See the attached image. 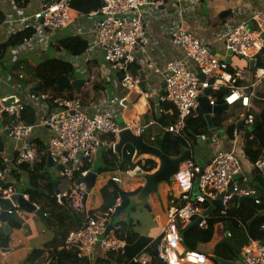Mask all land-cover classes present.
<instances>
[{"label":"built area","instance_id":"built-area-1","mask_svg":"<svg viewBox=\"0 0 264 264\" xmlns=\"http://www.w3.org/2000/svg\"><path fill=\"white\" fill-rule=\"evenodd\" d=\"M98 1V9L89 14L97 19L96 29L89 38L83 40L87 42V49L97 47L102 50L103 63L119 75L120 85L128 92L140 89L141 80L131 73V67L136 62L137 50L144 49L149 43L144 22L145 11L154 13L159 12L161 7H165V10L170 8L167 14L173 9L178 18L170 29L162 31V35L181 50L184 59L167 61L159 73L163 81L160 101L174 107L176 118L174 122L164 126L156 120L149 121L134 128L137 135H148L153 140L167 132L181 147L191 150L192 145L187 142L184 129L188 120L193 118L199 109L200 95L206 97L210 106L225 104L229 108H238L237 123L242 122L246 127L253 124L254 112L261 111L264 102V67H256L258 55L264 52V6L252 10L247 19L232 26L220 38L222 48L226 52L230 51L231 57L242 59L246 64L254 61L250 79L245 80L241 71L230 73L229 65L212 54L204 41L196 38L184 27L186 22L183 20V8L185 4L194 5L195 0ZM71 22L69 0H41L39 8L30 15L24 14L23 10L17 15L5 14L1 25H7L12 34L27 29L33 30V33L15 48L16 55L11 58L12 64L24 58L28 51L49 49L54 43V34ZM55 57L67 62L77 56L61 51L55 53ZM153 66L149 63V68ZM198 74L203 77L202 80H199ZM87 76L89 81L94 79L92 75ZM1 78L0 92L3 90V83L8 81L6 77ZM22 79L23 75L19 74L16 80L19 83ZM241 80L246 83L240 84ZM223 87L226 92L219 104L212 94ZM21 92L20 97L16 96L21 101L19 105H3L1 101L4 97H0V196L8 198L22 195L32 204L34 210H40L37 198L29 199L26 195L16 192L13 179V175L35 165L36 148L33 142L39 139L42 142V152H49L54 159L58 176L69 183L67 190L55 195L57 203L64 205V199L75 215L84 216L81 226L66 235L60 247L61 253L65 256L71 253L78 258H90L96 247L105 253H121L126 247V241L118 237L119 226L110 225L111 216L121 206V199L117 198L111 207L97 216H87V200L92 191L84 180L99 148H107L114 153L118 134L122 130L132 128L127 125L118 126L108 108H101L91 114L85 113V106L75 96L62 97L61 94L55 95L50 91ZM140 98L147 107V101L152 95L149 91H140ZM123 101L120 100L118 104L123 106ZM27 107L34 110L33 124H25L21 120V113ZM154 125L159 126L160 131L150 132L149 129ZM40 131L45 132L44 137L36 135ZM232 135L230 151L218 152L205 165L197 164L194 160L186 161L173 175L170 183L173 184L172 194L175 199L170 201L165 211L166 219L156 239V257L163 264L209 262L203 254L186 251L181 244L180 233V230L187 229L199 217L202 219L198 227H206V217H202L205 211L202 205L206 202L210 205L212 201L220 200L222 214H225L230 202L235 198H253L255 204L260 203L255 189L241 186L246 181L241 179L242 166L235 154V147L237 140L243 138V135L238 128L233 130ZM201 138L208 143L214 142L212 136L203 135ZM6 139L14 144L10 152L3 145ZM146 158L141 157L138 161L143 163ZM253 168L259 175L264 176V156L255 161ZM118 173L130 180L144 172L140 166L135 165L112 175L111 182H123V177ZM196 180L199 194L192 196ZM7 215L16 216L22 222L18 227L22 232L33 230L34 221L38 218L34 211L19 205L7 210ZM158 222L159 218L155 217V223ZM108 228L110 229L107 231ZM225 236L229 238L231 234L226 232ZM240 254L245 264H264V243L250 242L241 248ZM132 261L134 264H149L150 256L147 253L138 254Z\"/></svg>","mask_w":264,"mask_h":264},{"label":"crops","instance_id":"crops-1","mask_svg":"<svg viewBox=\"0 0 264 264\" xmlns=\"http://www.w3.org/2000/svg\"><path fill=\"white\" fill-rule=\"evenodd\" d=\"M41 0H27V5L25 8L17 7L12 0H0V13L5 16V14H15L17 15L20 10H23L24 14L30 15L31 13L35 12L40 6ZM70 11L72 13V22L65 28L57 31L53 36V44L56 43L58 40H62L71 36H78L84 39L89 38V36L95 31L96 29V22L97 19L90 17L89 14L94 12L99 7L98 0H69ZM264 0H195L194 5L185 4L183 8V20L186 22L184 27L192 32V34L204 41L210 52L215 56H226V51L222 48L220 44V38L227 30H229L232 26L241 22L251 14L252 10L263 7ZM170 8H167L169 10ZM167 10L165 7H161L159 12L153 11H145L144 15V22L147 26V33L149 38V43L144 47V49H139L136 52V62L131 67V73L133 75H137L140 77L142 74L145 77V88L140 86L139 90H135L133 92L126 91L120 85L119 75L114 73L110 70L109 66L103 63L102 60V50L95 47L87 49L82 55L75 57L74 59H69V63L74 70V78L80 79L85 75L91 76L90 73L93 68L99 70V79L100 83L103 85V89H101L96 94V99L93 103L84 105L85 106V113L91 114L101 108L109 109L116 120V124L120 125H127L130 126L134 134L136 127L140 125H145L147 122L156 120L160 125H168L163 119V115H171L172 111H164L163 108L160 106L161 102L160 98L163 94V81L161 75L159 73L163 70L165 63L171 59L179 58L184 59V55L178 48L174 47L170 40L162 35V31L166 28H169L173 25V22L178 20L177 16L175 15V11L171 9L170 16L167 14ZM173 10V11H172ZM228 11L230 12L229 19L222 23V24H214L213 22L218 18L219 14L222 12ZM12 34V30L5 26L0 25V42L6 40ZM13 53L10 56V60L13 56L16 55L15 49H11ZM27 51V50H26ZM47 52L49 49L43 50H35V51H28L25 57L32 63V59H36V57H42L44 54V58L40 59L42 61L46 59L48 56ZM51 56H55V53L52 51ZM24 57V58H25ZM220 59V57H219ZM235 57H231V63L228 64L232 70L235 71V68H238L239 71L244 72L245 69H248V64L242 59L236 58V61H233ZM223 60V59H221ZM67 61V62H68ZM224 61V60H223ZM36 63L33 64H37ZM149 63H152L154 68H149ZM93 76V75H92ZM8 78V81L3 83V90L0 92L1 96H17L20 97L22 94L21 90L18 87L22 88L20 84L23 85L22 82H17L16 79H11L8 75L4 76ZM94 77V76H93ZM0 79H2L0 77ZM93 81V80H92ZM91 81L85 83L81 87L82 89L87 86ZM140 91H149L152 95V98L147 101V107L144 106L141 98H140ZM226 92V91H225ZM62 97H66L69 95L75 96L76 93L73 88L66 89L61 93ZM158 98L157 105L159 107L160 117L163 119L164 124L159 121L156 117L155 113V106L156 103L154 102V98ZM123 101V106L118 104L120 100ZM127 102V106H124V103ZM171 105V104H170ZM131 107V110L129 108ZM174 108V107H173ZM200 113L202 114L201 109L199 108ZM229 112H223L218 115L224 118L226 116L232 115L233 111L235 112V108H229ZM239 109L237 110V112ZM203 116V114H202ZM216 115L212 116V119ZM144 117H146L147 121H144ZM118 120L121 122L118 123ZM239 123V122H238ZM237 123V124H238ZM153 127L157 128V131H160V127L154 125ZM214 127V124H213ZM217 129V127H214ZM213 131L214 133L211 135L214 138V142H210L208 145L204 146L198 154L194 157V161L197 164L205 165L209 162V160L220 151H230L232 149V144L230 140L226 139V136L222 130ZM239 129V128H238ZM37 136L44 137L45 132L40 131L36 133ZM137 135V134H136ZM139 136V135H137ZM144 137L146 135H143ZM159 136H163L159 135ZM242 137H240L236 142L235 147V154L241 161L242 166V174L241 179H245V184L241 185L245 188H251L249 183L251 182V174L254 170L253 166H251L243 157L242 154ZM3 145L6 146L8 151L10 152L13 143L6 139L3 141ZM196 145V144H195ZM192 145V148L195 146ZM182 152L187 150L186 147H181ZM106 148L100 147L97 154L93 158L91 165L89 167L90 172H94L96 174L93 187L91 188V195L87 200L86 206V215L90 212L94 213V215H98L101 213L99 211V207L101 205V198L99 195V190L107 183L110 182V177L112 175L117 174V172H121L120 170L115 171H106V172H98L97 170L101 168L103 165V152ZM113 153V152H112ZM114 158H117L119 161L122 159L119 158L115 153ZM198 159V160H197ZM97 168L94 170L92 166L94 162H97ZM199 161V162H198ZM139 162V161H137ZM157 162V160H156ZM48 170L57 175V169L55 166L48 168ZM156 170V169H155ZM154 170V171H155ZM152 172H144L143 174L153 173ZM142 174V175H143ZM121 175V173H118ZM17 176V177H15ZM263 176V175H261ZM59 177V176H58ZM137 178H141L138 176ZM13 179L15 180L14 188L18 194L25 188H27V173L26 171H21L18 175H13ZM131 180V179H130ZM127 178L123 177V182L121 184H116L118 187L125 191V192H133L141 189L144 185V182L141 181L138 186V180L136 182H128ZM130 183V187L127 184ZM141 186V187H140ZM139 187V188H137ZM160 187V185H159ZM158 187V188H159ZM173 184L170 183L169 187H162L161 192L159 191L160 195L165 194V198H161L159 202L154 200V195L151 194L146 198H137V194L132 197L133 203H142L151 201L148 203L149 205V214H144L138 210L135 205H132L130 202V206L127 208H131L133 213H128L127 216H123L124 211L122 214L118 215L115 221H111V226H116V222L132 220L133 222V229L132 233L134 234L131 237V242L135 241L136 236H141L142 238L150 239L151 242L156 240L161 232V226L164 224L166 219L165 211L169 206V203L173 197L174 192H172ZM254 189V188H252ZM262 197H260V200ZM151 205V206H150ZM264 210L260 211L263 212ZM155 212V215L152 216L153 221H151V213ZM155 217L159 218L158 224L155 223ZM145 219L147 222L144 223ZM252 225L246 230V235L249 239V242L264 240V214L259 215L257 218L253 219ZM8 221L7 223L0 224V228L8 227L9 234L13 237L11 242L10 249H3L0 250V264H25L26 253L32 252L33 250H41L43 256L48 253H52L53 251H58L60 253V247L62 246V235L57 232V227H47L45 225V220L41 218H37L33 224V230H28L22 232L17 226L11 227ZM16 224V223H15ZM19 225V224H16ZM20 226V225H19ZM120 227V226H119ZM76 229V226H72L71 230ZM2 230V229H1ZM229 229L226 227L225 231L223 228H216L215 238L219 239L221 234H226ZM8 235V234H7ZM226 240V239H225ZM247 244V245H248ZM236 249V248H235ZM238 250V249H237ZM141 252L140 254L147 253L151 258H156L153 255L154 248L149 252ZM241 250H239L240 252ZM105 252L100 250L98 247L95 248L93 254L91 255L90 259L92 261H97L98 259H102L105 257ZM235 261H227L231 262V264H245L241 254L238 256L236 253ZM205 256V255H204ZM241 256V257H240ZM206 257V256H205ZM207 258V257H206ZM209 260V259H208ZM226 261V260H225ZM56 261H54L55 264ZM49 263V262H48ZM35 264V263H34ZM38 264V263H37ZM57 264V263H56ZM67 264V263H64ZM121 264H124L123 262ZM207 264H214V262H209Z\"/></svg>","mask_w":264,"mask_h":264},{"label":"trees","instance_id":"trees-1","mask_svg":"<svg viewBox=\"0 0 264 264\" xmlns=\"http://www.w3.org/2000/svg\"><path fill=\"white\" fill-rule=\"evenodd\" d=\"M14 4L19 8H25L27 0H12ZM152 1H163L168 0H152ZM230 17V12L225 11L219 14L218 18L213 22L214 24H222L226 22ZM4 20V16L0 13V25ZM33 33L32 29H27L15 34L10 35L6 40L0 42V64L5 58L7 52L11 49H15L21 45L25 38H28ZM87 42L83 38L78 36H71L62 40L56 41L55 44L49 47V52L58 53L65 52L69 55L80 56L87 49ZM256 67H264V52L260 53L257 57ZM73 70L71 63L63 61L55 56L47 57L42 61H38L37 64L31 63L26 57L20 58L12 66L6 69L8 75L12 78L18 79V75L22 74L24 79V87L33 85L34 87L30 92L40 93L50 91L55 95H60L56 89L55 82L61 75H67ZM247 69H245L246 71ZM230 73L239 71L235 68V71L229 66ZM94 79L87 86H85L79 95H75L83 105L91 104L96 99V94L103 89V85L100 83L99 70L93 68L90 72ZM246 81L241 80L240 84H245ZM37 84V85H36ZM226 89L223 87L218 92L213 93V97L217 103H221L222 95ZM1 97V94H0ZM66 97H73L72 95ZM160 106L164 111H172L171 115H163V119L167 123L174 122L176 118V110L172 105L168 103H161ZM258 106L261 104L258 102ZM238 108H235L232 115L224 118L220 115H216L212 121L216 130H222L227 140L233 139V130L237 128L238 121ZM259 112H254L253 124L249 127L243 125V128L239 129L243 135L242 139V154L244 159L251 165L255 163L260 157L264 156V116H260ZM21 120L25 124H33L35 121L34 110L31 107H27L21 113ZM157 130L156 127H151L149 131ZM184 132L187 137V142L191 145L196 144V138L199 136H211L214 132L209 131L207 124L198 109L195 116L188 120ZM145 142L149 145L159 149L163 154L169 158H176L182 154L181 144L178 141L175 143L164 141L161 136H158L151 140L146 135ZM34 146L36 148V163L33 168H24L23 170L27 173V188L23 189L20 194L26 195L31 198H37V204L39 209L46 215L45 225L49 228L57 227V232L63 234L62 244L66 238V235L72 231V226H76L78 229L84 221V216L75 215L68 205H59L56 201L55 191L63 192L68 189L69 183L57 175L51 173L46 166V154L42 152V142L38 139L35 140ZM183 147V146H182ZM134 151L131 147L125 146L122 151V159L119 161L114 158L115 155L110 149H105L103 152V165L99 168L98 172L124 171L127 168H132L138 165L144 172H152L157 168L156 159L147 157L143 163L137 162L133 164ZM90 167V166H89ZM18 175V174H17ZM17 177V176H15ZM54 184V185H53ZM251 188H254L257 192L258 197H264V176L259 175L255 170L251 174V182L249 183ZM138 193V190L133 192H125L121 190L118 185L113 182L107 183L105 186L100 188L99 195L101 198V205L98 208L100 212H104L107 208L111 207L117 198L121 199V206L118 208L114 215L111 216L110 222L115 221L116 217L130 206L131 198ZM209 204L206 202L202 205V208L206 210ZM26 209V208H25ZM29 210V209H27ZM264 210V199L260 200L259 204H255L253 198H235L233 199L225 214H222L221 207H216L206 217V227L200 228L195 227L191 230H180L183 239L181 244L186 251L197 252L205 255L211 262H215L216 258L235 261L236 255L233 248L241 250L242 247L246 246L249 239L246 235V230L250 225L255 222L253 219ZM30 211V210H29ZM89 217H95L94 213L90 212ZM11 227H19L14 222H9ZM116 226H120V232L118 237L126 241L125 249L120 253H105V257L92 261L90 258H78L74 255L68 254L65 256L61 252L53 251L51 254L48 253L43 256L41 250H33L32 252L26 253L25 264H134L133 258L148 250H152L157 240L151 242L150 239L136 236L135 241L131 242L133 222L132 220L118 221L115 223ZM229 229L231 236L226 238L225 234H221L219 239L215 238L216 228ZM0 228V250L10 249L11 242L15 239L11 237V234H6ZM74 229V230H76ZM227 240L229 244L225 243ZM264 243V240H261ZM149 251V252H150ZM49 262V263H48ZM150 264H163L157 257L151 258Z\"/></svg>","mask_w":264,"mask_h":264},{"label":"water","instance_id":"water-1","mask_svg":"<svg viewBox=\"0 0 264 264\" xmlns=\"http://www.w3.org/2000/svg\"><path fill=\"white\" fill-rule=\"evenodd\" d=\"M202 1V0H201ZM207 1V0H205ZM264 37V36H262ZM220 59H223L227 64L231 63V53L230 51H227L226 56H220ZM254 68V61L248 62V69L245 72L241 73V76L245 80H249L251 76V71ZM198 73V71H196ZM140 86L142 88H145V77L140 74ZM199 80H202L203 77L198 74ZM89 81V77L85 75L84 77L80 79L74 78V70H72L67 75H61L58 77V79L55 82L56 89L58 92H62L66 89L73 88L76 95H79L81 93V87ZM37 85V84H36ZM34 86L28 85L24 88V92H29ZM154 102L156 103L155 106V113L156 117L159 119L161 123L164 124L163 119L160 117L159 107L157 105L158 98H154ZM1 103L3 105H19L21 104V101L16 96H9L6 95L2 99ZM199 108L202 111L203 118L207 124V128L209 131H215L216 128L213 127V121L212 116L218 115L223 112H229V107L225 104L221 105H215L210 106L208 100L203 95H200L198 98ZM124 106H127V102L124 103ZM132 106H129L131 110ZM260 116H264V102L263 107L260 111ZM144 121L146 122L147 119L144 117ZM237 128L241 129L243 128L242 122H239L237 124ZM162 139L164 141L175 143V140L170 137V135L165 132L162 136ZM208 141H203L201 136L196 138V145L191 149L184 150L182 154L176 158H169L165 154H163L159 149L149 145L145 142V137L143 135L137 136L129 129L122 130L118 136H117V142L114 146V153L121 158L122 157V151L125 146H129L134 151V156L132 162H137L141 157H151L157 160V168L153 173H147L143 174L140 177L144 180V185L139 190V195L137 194V198H146L147 196L151 194H155L158 191V187L161 183H170L172 180L173 175H175L179 169V167L186 161L194 160V157L198 154V152L206 145H208ZM46 166L47 168H51L54 166V159L50 156L49 152H46ZM96 174L94 172H89L88 176L85 178V182L87 184L88 189H91L93 187L94 179ZM54 185V184H53ZM58 192L55 191V195H57ZM199 194L198 191V180L195 181L193 189H192V196H197ZM142 195V196H140ZM262 200L264 197L261 198ZM63 204H65V200L62 199ZM19 205L23 208L29 209L30 211H34L35 214L41 218L42 220H45L44 213L41 210H34V207L32 204L25 200L22 195H14L8 198H3L0 196V211H1V217H0V223H7L8 221H13L16 224L22 225V222L16 217V216H8L7 210L12 209L13 206ZM221 202L220 200H214L210 203L208 208L204 211L202 217H207L216 207H220ZM264 214L263 212H260L256 218ZM201 217L196 218L188 227L187 230H191L198 226V224L201 221ZM110 228L107 229V231ZM2 231L6 234H9L8 227H3ZM181 239H183V235H181ZM225 243L229 244L227 240H224ZM234 252L239 256L240 252L239 250L232 247ZM153 255L157 256L156 252V246L154 247ZM241 257V256H240ZM215 262L217 264H231V262H227L225 260L216 258Z\"/></svg>","mask_w":264,"mask_h":264},{"label":"rangeland","instance_id":"rangeland-1","mask_svg":"<svg viewBox=\"0 0 264 264\" xmlns=\"http://www.w3.org/2000/svg\"><path fill=\"white\" fill-rule=\"evenodd\" d=\"M13 53V51L12 50H9L8 52H7V54H6V56H5V58L3 59V61L1 62V64H0V77H4V76H6L7 75V71H6V69L8 68V67H10V66H12V62H11V60H10V56H11V54ZM47 54H48V56H50V52H47ZM42 57L44 58V54H42ZM42 57H40V58H38V57H36V59H32V63H36L37 61H39L40 59H42ZM236 59V58H235ZM235 59H233V61H236ZM241 61H243V60H241ZM10 76V75H9ZM11 77V79H15V78H12V76H10ZM21 82V81H20ZM23 83V82H22ZM21 86H22V89H24L25 87H24V84L22 85V84H20ZM121 121L120 120H118V123H120ZM198 160V159H197ZM199 162V161H198ZM97 163H98V161L97 162H94V165L92 166V168L95 170L98 166H97ZM121 176L122 177H124L122 174H121ZM136 180H138V186H139V183L141 182V181H143L144 182V180H143V178L141 177V178H134V179H131V180H129L128 182H136ZM128 186H130V183H128L127 184ZM164 185H165V187H169V185H170V183H161L160 184V187L158 188V191H157V193H155L156 195H154V200H156L157 202H159V200L161 199V198H165L166 196H165V194L164 195H160V193H159V191L161 192V190H162V187H164ZM130 187H133V186H130ZM141 187V186H140ZM137 188H139V187H137ZM138 195H139V193H138ZM140 196H142V195H140ZM140 199V198H139ZM151 202V201H150ZM149 201H147V202H142V203H133V201H132V198H131V203H132V205H135V207L138 209V210H140V212L141 213H143V215L144 214H149V205H148V203H150ZM151 206V205H150ZM128 213H133V211H132V209L131 208H127L125 211H124V213H123V216L125 217V216H127L128 215ZM155 215V212H153V213H151V221H153V218H152V216H154ZM145 222H147V219H145V221H144V223Z\"/></svg>","mask_w":264,"mask_h":264},{"label":"clouds","instance_id":"clouds-1","mask_svg":"<svg viewBox=\"0 0 264 264\" xmlns=\"http://www.w3.org/2000/svg\"><path fill=\"white\" fill-rule=\"evenodd\" d=\"M141 176V175H140Z\"/></svg>","mask_w":264,"mask_h":264}]
</instances>
